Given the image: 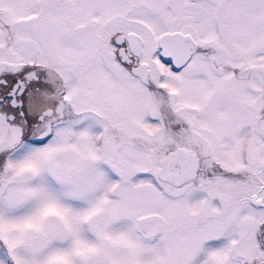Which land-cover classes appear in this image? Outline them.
I'll use <instances>...</instances> for the list:
<instances>
[{"label": "snow or ice", "instance_id": "snow-or-ice-1", "mask_svg": "<svg viewBox=\"0 0 264 264\" xmlns=\"http://www.w3.org/2000/svg\"><path fill=\"white\" fill-rule=\"evenodd\" d=\"M0 264H264V0H0Z\"/></svg>", "mask_w": 264, "mask_h": 264}]
</instances>
